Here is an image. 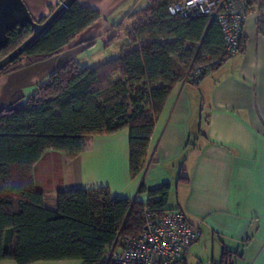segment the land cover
Instances as JSON below:
<instances>
[{"label": "trees", "instance_id": "16d2710c", "mask_svg": "<svg viewBox=\"0 0 264 264\" xmlns=\"http://www.w3.org/2000/svg\"><path fill=\"white\" fill-rule=\"evenodd\" d=\"M176 1L148 0L144 8L128 13L125 19L132 24L118 57L92 69L66 61L20 107L0 111V262L112 264L104 259L106 251L117 236L141 233L145 207L156 216L173 211L166 208L168 184L153 190L141 184L138 192L147 194L145 203L112 197L106 188L59 190L56 209L49 210L35 186L33 167L48 152L74 159L86 150L87 138L127 129L129 175L142 172L155 122L174 86L205 56H223L217 23L206 16L169 15L167 7ZM245 1L248 13L253 7L260 13L256 28L264 36V0ZM54 9L49 7V14ZM100 20L96 11L74 0L0 76L72 48ZM31 33L27 24L10 32L0 59ZM118 39L110 37L104 49ZM242 44L241 38L240 53ZM183 179L179 175L177 182ZM227 256L224 252L223 260Z\"/></svg>", "mask_w": 264, "mask_h": 264}, {"label": "crops", "instance_id": "0c3cea01", "mask_svg": "<svg viewBox=\"0 0 264 264\" xmlns=\"http://www.w3.org/2000/svg\"><path fill=\"white\" fill-rule=\"evenodd\" d=\"M22 1L35 21L47 18L49 7L58 4V0ZM77 3L96 11L100 22L82 33L72 48L0 76V111L20 107L66 61L73 59L92 69L110 60L94 50L100 40L103 52L116 47L112 58L118 57L132 24L125 16L144 8L148 0ZM259 16L253 7L244 24L239 55L228 58L196 85L174 86L155 122L145 165L136 178L129 175L127 129L87 138L86 150L74 159L46 153L33 167L35 186L43 193L46 208L56 209L59 190L106 188L112 197L145 203L147 194L138 192L141 184L147 190L168 184L166 208L183 214L201 232L183 264H264V36L257 33ZM115 35L119 39L104 49ZM179 175L184 177L181 182H177ZM224 252H228L225 260Z\"/></svg>", "mask_w": 264, "mask_h": 264}, {"label": "built area", "instance_id": "2783aa9c", "mask_svg": "<svg viewBox=\"0 0 264 264\" xmlns=\"http://www.w3.org/2000/svg\"><path fill=\"white\" fill-rule=\"evenodd\" d=\"M167 12L182 18L206 16L217 23L223 39V56L215 59L205 56L206 61L190 69L180 84H190L220 66L226 58L240 54L249 14L245 0H177L167 7ZM200 237L199 228L188 223L180 212L156 216L145 207L141 233L132 237L117 236L104 259L112 264H183L189 247Z\"/></svg>", "mask_w": 264, "mask_h": 264}, {"label": "water", "instance_id": "95a60500", "mask_svg": "<svg viewBox=\"0 0 264 264\" xmlns=\"http://www.w3.org/2000/svg\"><path fill=\"white\" fill-rule=\"evenodd\" d=\"M73 1L64 0L59 3L45 21L40 23L33 20L22 0H0V51L8 46V34L17 27L27 24L32 30L23 43L0 59V71L22 56Z\"/></svg>", "mask_w": 264, "mask_h": 264}, {"label": "rangeland", "instance_id": "374dc122", "mask_svg": "<svg viewBox=\"0 0 264 264\" xmlns=\"http://www.w3.org/2000/svg\"><path fill=\"white\" fill-rule=\"evenodd\" d=\"M109 37V36H108ZM108 37H106L105 39H104V41L108 38ZM101 41V40H100ZM100 41H98V43H97V45L94 47V50L97 52V53H99V54H101V56H102V53H103V56H104V59H111L112 57H114V53H115V48L116 47H114V48H112V49H110V50H108L107 52H103L102 51V49H101V47H102V41L100 42ZM103 59V58H102ZM103 59V61H105Z\"/></svg>", "mask_w": 264, "mask_h": 264}]
</instances>
